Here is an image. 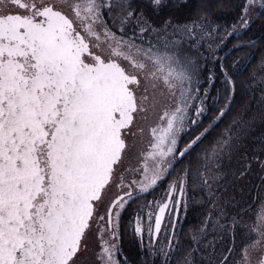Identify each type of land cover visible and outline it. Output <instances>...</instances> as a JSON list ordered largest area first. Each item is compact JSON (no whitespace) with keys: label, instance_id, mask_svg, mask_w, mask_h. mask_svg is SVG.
Listing matches in <instances>:
<instances>
[{"label":"snow or ice","instance_id":"1","mask_svg":"<svg viewBox=\"0 0 264 264\" xmlns=\"http://www.w3.org/2000/svg\"><path fill=\"white\" fill-rule=\"evenodd\" d=\"M126 238L264 264V0H0V264H137Z\"/></svg>","mask_w":264,"mask_h":264},{"label":"flooded vegetation","instance_id":"2","mask_svg":"<svg viewBox=\"0 0 264 264\" xmlns=\"http://www.w3.org/2000/svg\"><path fill=\"white\" fill-rule=\"evenodd\" d=\"M199 208L193 206V209L189 212L187 218L181 219V243L189 244L191 239V234L193 229H197V223L200 222L201 212L199 211L198 218L196 217V213H198Z\"/></svg>","mask_w":264,"mask_h":264},{"label":"trees","instance_id":"3","mask_svg":"<svg viewBox=\"0 0 264 264\" xmlns=\"http://www.w3.org/2000/svg\"><path fill=\"white\" fill-rule=\"evenodd\" d=\"M261 34L256 30V29H253L252 32L249 33V36H260ZM246 39L248 37H245ZM236 41L233 40V43H235ZM229 48H231V44H229ZM236 54L233 53V56H235ZM258 58V57H257ZM230 60H231V57H230ZM251 67V65H249V68ZM243 79V77H242ZM196 217L198 218L197 214H196ZM125 250L129 253L130 257L133 258V259H136L137 261V264H140V261H142L144 259V257L142 255L139 254V248L136 244H133L130 240V238H126L125 240Z\"/></svg>","mask_w":264,"mask_h":264},{"label":"rangeland","instance_id":"4","mask_svg":"<svg viewBox=\"0 0 264 264\" xmlns=\"http://www.w3.org/2000/svg\"><path fill=\"white\" fill-rule=\"evenodd\" d=\"M257 135H259V131L257 132ZM251 179H252V178L249 177V178H247V179H245V180H236V181H235V188H234V189H231V188H230V191H234L235 194H236V196L239 197V196L241 195V188L244 187V186H246L247 184L251 183ZM230 180H231V178H230ZM199 211H200L201 214H202L203 210L199 208ZM199 211H198V213H196L197 216L200 214ZM203 219H204V216H203V214H202L201 217H200V222L197 223L198 228L201 226V221H202ZM211 239H213V236L210 234V235L208 236V240H211Z\"/></svg>","mask_w":264,"mask_h":264}]
</instances>
